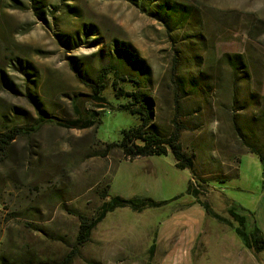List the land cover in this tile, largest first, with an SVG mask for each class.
I'll return each instance as SVG.
<instances>
[{
	"label": "rangeland",
	"instance_id": "obj_1",
	"mask_svg": "<svg viewBox=\"0 0 264 264\" xmlns=\"http://www.w3.org/2000/svg\"><path fill=\"white\" fill-rule=\"evenodd\" d=\"M35 1L0 0V132L35 125L42 115L74 122L93 113L99 124H46L17 138L0 159V256L264 264V252L247 249L187 193L192 181L199 198L227 218L233 203L253 213L264 194V166L240 140L264 141L253 118L264 111V0H176L193 14L192 24L176 30L126 0H37L39 14ZM116 45L139 60L143 82L136 87L152 99L153 125L164 137L179 134L193 170L176 168L171 153L135 160L119 150L100 154L138 123L116 111L119 86L106 71ZM226 54L245 58L247 82L232 77ZM106 189L168 204L142 213L117 209L76 248L79 215L93 218Z\"/></svg>",
	"mask_w": 264,
	"mask_h": 264
},
{
	"label": "trees",
	"instance_id": "obj_2",
	"mask_svg": "<svg viewBox=\"0 0 264 264\" xmlns=\"http://www.w3.org/2000/svg\"><path fill=\"white\" fill-rule=\"evenodd\" d=\"M69 1V0H68ZM132 4L139 6L148 14L161 21L168 28L182 29L187 25L192 24V12L189 6L178 3L176 0H126ZM34 9L39 12L40 2L35 1ZM76 9L72 10L75 12ZM39 16V15H38ZM198 27V25H195ZM60 37H64L63 35ZM72 37V36H71ZM75 41V38L72 37ZM68 46L71 45V40L64 42ZM225 67L231 72L234 79H240L247 82V68L246 60L242 55L226 54L222 59ZM108 73L112 74L115 81V88L117 89V99L121 102L116 107L117 112L127 113L138 121L137 125L125 129L121 132V139L118 142L108 143L105 149L100 154L104 157L108 156L112 151H121L124 158L135 160L138 158H148L154 156H167L170 153L175 158V166L179 170H193V160L184 152L182 144L179 139V134L175 133L170 137H164L157 131L153 125V102L149 95L144 93L142 82L137 72L142 70L139 60L133 53L124 45L118 46L114 49V54H110L108 59ZM107 69V68H105ZM128 70V72H126ZM78 73V71H77ZM78 75H81L79 72ZM85 78L84 76H80ZM124 82L131 87V91H127L126 85L120 86ZM97 94V99L106 101L103 97H99L98 90H94ZM262 128H264V111L259 115L253 117ZM57 124L60 127L74 128V129H88L94 125L99 124L96 116L91 113L80 117L74 122L60 121L56 119L53 121L48 116H40L38 122L32 126H14L7 132H0V159L7 157L12 149L15 140L20 136H30L37 133L46 124ZM239 129V128H238ZM255 138V137H251ZM249 137H241V143L246 149L247 153L257 156L264 166V141L251 140ZM187 193L193 196L197 202L206 210V212L218 222L230 227L243 245L255 252H264V236L255 216L252 212L244 209L235 203L231 204L227 209L230 218L224 217L215 212L207 203L203 202L199 197L201 193L194 187L192 181H189ZM104 202L99 207L96 215L93 218H88L79 215L80 228L76 239L75 247L79 248L87 244L93 231L101 224L109 213H112L120 208H130L133 212L142 213L147 209H156L166 206L168 202H157L151 198H122L120 196H111L106 192L103 194ZM156 250V241L151 247V253ZM21 259H13L10 261L4 260V255L0 256V264H56V262L42 261L35 255H26L20 257ZM70 259V260H68ZM63 263L71 262L68 258Z\"/></svg>",
	"mask_w": 264,
	"mask_h": 264
},
{
	"label": "crops",
	"instance_id": "obj_3",
	"mask_svg": "<svg viewBox=\"0 0 264 264\" xmlns=\"http://www.w3.org/2000/svg\"><path fill=\"white\" fill-rule=\"evenodd\" d=\"M253 214L264 236V194L257 201Z\"/></svg>",
	"mask_w": 264,
	"mask_h": 264
}]
</instances>
